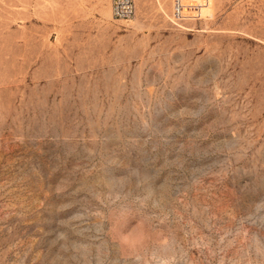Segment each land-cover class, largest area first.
<instances>
[{
	"label": "rangeland",
	"instance_id": "1",
	"mask_svg": "<svg viewBox=\"0 0 264 264\" xmlns=\"http://www.w3.org/2000/svg\"><path fill=\"white\" fill-rule=\"evenodd\" d=\"M0 0V264H264V0Z\"/></svg>",
	"mask_w": 264,
	"mask_h": 264
},
{
	"label": "built area",
	"instance_id": "2",
	"mask_svg": "<svg viewBox=\"0 0 264 264\" xmlns=\"http://www.w3.org/2000/svg\"><path fill=\"white\" fill-rule=\"evenodd\" d=\"M201 5L197 0H172V16L182 21L195 19L201 15ZM114 19L129 20L135 14V0H112Z\"/></svg>",
	"mask_w": 264,
	"mask_h": 264
},
{
	"label": "crops",
	"instance_id": "3",
	"mask_svg": "<svg viewBox=\"0 0 264 264\" xmlns=\"http://www.w3.org/2000/svg\"><path fill=\"white\" fill-rule=\"evenodd\" d=\"M135 11H136V3H135Z\"/></svg>",
	"mask_w": 264,
	"mask_h": 264
}]
</instances>
